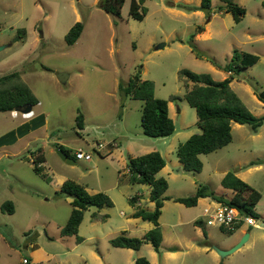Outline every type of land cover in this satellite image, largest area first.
Instances as JSON below:
<instances>
[{
	"label": "rangeland",
	"instance_id": "1",
	"mask_svg": "<svg viewBox=\"0 0 264 264\" xmlns=\"http://www.w3.org/2000/svg\"><path fill=\"white\" fill-rule=\"evenodd\" d=\"M129 1L123 0L115 14L100 8L98 0H0V74L16 70L37 99L27 112L0 111V202L15 204L12 214L0 210V264H20L29 243L45 255L34 264H132L136 253L150 264H264V229L246 225L250 239L220 255L205 242L226 249L235 230L229 233L193 220L196 215L204 220L202 207L216 202L210 196L193 205L172 199L191 194L199 183L228 197L232 191L220 185V177L238 169L240 176L235 174L260 194L255 209L264 212V119L256 131L247 123L231 122L229 142L198 154L199 171L182 169L174 153L179 141L199 131L194 108L183 97L179 68L207 72L213 79L230 76L229 86L246 108L264 114V101L256 97L264 87V6L260 0H232L244 8L234 21L229 11L217 9L224 0H210L209 10L176 5L200 0H143L145 12L137 19L128 13ZM76 20L82 23L81 32L67 45L64 33ZM20 28L24 33L17 37ZM158 43L162 45L156 47ZM233 48L254 53L257 60L227 71L224 64ZM136 70L140 78L152 81L154 96L169 102L171 134H144L139 125L141 100L118 90ZM59 72L66 74L63 82ZM171 94L176 98L170 99ZM77 111L82 113V128L74 125ZM108 139L113 143L109 152ZM56 142L68 149L73 163L59 158ZM97 142L105 146L99 152ZM76 147L89 151L90 159L74 158ZM149 150L163 157L164 166L156 175L167 182L157 219L158 251L149 242L137 249L113 246L108 238L122 230L140 236L152 226L128 215L132 194L138 195L140 208L152 209L153 203L147 198L148 185L129 182L125 166L127 156ZM37 151L41 172L49 180L32 168ZM250 160L256 162L247 164ZM244 164L256 167L246 173ZM61 176L107 188L112 200L110 206H87L76 234L60 233L70 210V196L55 194ZM92 212L106 215L93 218ZM9 244L18 251H11Z\"/></svg>",
	"mask_w": 264,
	"mask_h": 264
},
{
	"label": "trees",
	"instance_id": "2",
	"mask_svg": "<svg viewBox=\"0 0 264 264\" xmlns=\"http://www.w3.org/2000/svg\"><path fill=\"white\" fill-rule=\"evenodd\" d=\"M142 1H129L128 13L132 17L140 19L144 14L145 8L140 6ZM224 2L223 5L218 4L217 9L229 11L233 20L238 21L244 13V8L232 0H224ZM122 3L123 0H98L97 4L103 10L117 14ZM260 4L264 6V0H260ZM176 5L186 10L198 8L209 10L210 0H200L198 4L178 2ZM81 29V21H74L64 33L65 43L67 45L72 44L79 36ZM18 31L17 37H20L21 33H24V30L20 28ZM189 43L194 49L195 45L192 41H189ZM195 52L198 54L197 51ZM256 60V54L233 48L229 60L224 64V68L227 71L238 70L254 63ZM178 75L183 78L185 88L183 97L188 105L194 108L195 124L199 128V131L193 132L184 140L179 141L175 146L174 153L182 169L196 172L200 170L202 165L198 156L199 153L212 151L229 142L231 138V121L247 123L252 131H256L263 122L264 114L255 115L246 108L237 94L230 88V76L213 79L207 72H195L185 67L178 69ZM187 81H190L192 84L188 86ZM118 90L123 95L141 100L139 125L144 134L149 136H164L173 132L174 124L167 113V99L153 95L152 81L148 78H140L139 70L134 71L128 77L126 84L122 85L119 83ZM176 96L175 94H171L169 98L175 99ZM256 97L264 101V87L256 91ZM36 101V97L27 84L20 78L16 70L0 74V111L20 107L25 103L33 105ZM74 118V125L77 128H82V113L77 111ZM55 146L68 155L66 147L58 143H55ZM41 160V154L34 155L33 159H31L33 163L32 168L42 177L49 180V177L41 172V164H37ZM254 162L256 161L250 160L247 164ZM163 165V157L157 150H149L144 153L127 156L125 166L128 181L131 183L147 184V198L153 201L152 209L135 206L131 212V216H138L141 219L148 220L152 223V226L140 236L126 235L122 230L120 233L108 238V242L111 245L137 249L142 242H149L152 248L158 251L161 231L157 219L162 200L167 198V196L163 195L167 182L163 176L156 175V172ZM219 183L221 186L231 189L230 196L225 197L222 194L214 193L206 184L199 183L191 194L174 196L172 199L185 205H193L196 203L198 197L210 196L216 201L234 206L243 215L258 217L255 204L260 194L254 187L238 177L234 171L230 170H227L220 177ZM59 193L70 196V210L65 223L60 228L62 235L76 234L78 224L82 219V212L87 206L94 205L101 207L103 205H112L111 198L104 191L88 192L83 185L68 178L63 179L58 190L55 191V194ZM128 199L132 205H135V196L131 195ZM0 210L12 212V202L8 199L3 200L0 203ZM105 215V213H91L92 217L98 219H103ZM194 222L200 223L199 220H194ZM239 225L240 222H236L233 228H225L222 225H219V228L230 233ZM80 239V236L76 235V241H80ZM22 264L30 263L25 258ZM132 264H150V262L145 256L139 255L133 258Z\"/></svg>",
	"mask_w": 264,
	"mask_h": 264
},
{
	"label": "crops",
	"instance_id": "3",
	"mask_svg": "<svg viewBox=\"0 0 264 264\" xmlns=\"http://www.w3.org/2000/svg\"><path fill=\"white\" fill-rule=\"evenodd\" d=\"M66 78V77H65ZM169 102L167 101V113H168V104ZM32 106V105H31ZM11 111H16L14 108L11 110ZM169 115V114H168ZM170 116V115H169ZM119 119L120 120H122V113L120 114V117H119ZM231 122H234V121H231ZM109 140V139H108ZM108 140H106V146H107V148L105 149L107 152H109L110 150V148H111V145L113 144L112 142H110V140L108 141ZM56 143H58V142H56ZM58 144H61L62 146H64L62 143H58ZM177 145V144H176ZM65 147V146H64ZM105 146L103 145V147L102 148H104ZM109 147V148H108ZM93 148V147H92ZM175 148V147H174ZM101 149V148H100ZM100 149H97V151L99 152V150ZM35 155H40V153H39V151H37V153L35 154ZM178 163H179V165H180V162L178 161ZM40 164H41V162H40ZM42 165V164H41ZM246 164H244L243 166L245 167V172L247 173L248 171H249V169L250 168H252V167H256V166H250V165H248V166H250V167H248L247 165L245 166ZM164 166V165H163ZM163 166L156 172V174H158L159 173V171L163 168ZM258 166V165H257ZM234 173H236L238 176H240L239 175V171H238V169L237 170H235L234 171ZM242 177V179H244V176H241ZM62 180H63V176H61L58 180H57V185H60V183L62 182ZM245 180V179H244ZM87 190H88V192H95V191H97V190H104V192L106 191L107 192V188H99V187H87L86 185L84 186ZM164 192V191H163ZM148 194V193H147ZM133 196H135L136 197V201H135V205H132L131 206V208L129 209V211H128V215H130L131 216V212L134 210V208H135V206H137V205H139V199H138V195L137 194H132ZM131 196V195H130ZM129 198V197H128ZM205 197L204 196H202V197H198L197 198V200H196V202H198V201H200V200H202V199H204ZM211 198V197H210ZM211 200H213V201H215L216 203H217V201L215 200V199H212L211 198ZM151 201V200H150ZM1 203V202H0ZM152 203H153V201H152ZM216 203L215 204H211V202H209V203H206L203 207H202V215H203V208L204 207H211V206H214V205H216ZM12 206H13V210H12V212H7V213H9V214H12V213H14V211H15V204H13L12 203ZM148 209H150V208H148ZM257 211V213H258V220L260 219V218H264V212H261V211H259V210H256ZM132 217H134V216H132ZM136 217H138V216H136ZM93 218H96V217H93ZM138 218H140V217H138ZM125 219H129V217H126ZM142 220H145V219H142ZM193 220H199V224H202L203 222H202V218L200 217V215H196L195 217H194V219ZM261 220V219H260ZM173 224V223H172ZM243 225V226H242ZM150 228V227H149ZM256 228H259V227H256ZM125 230V229H124ZM147 230V229H146ZM235 231L230 235V241H229V243H228V246H231L232 244H234L241 236H242V234L244 233V232H247V237L246 238H248V239H250V237H251V234H250V231L249 230H247V226L246 225H244V224H241V225H239L237 228H235L234 229ZM1 237L4 239V236L3 235H1ZM245 238V239H246ZM205 244H206V242H205ZM10 246H9V248H10V250L11 251H18V249L16 248V247H13L11 244H9ZM29 245H30V248H29V250H28V252L24 255L28 260H29V262L30 263H35L36 262V260H38V259H40L42 256H45V255H42L41 254V252H42V250L39 248V247H36V245H32L31 243H29ZM41 251V252H40ZM39 252V253H38ZM136 255L138 256L139 255V253H136ZM136 255H135V257H136ZM133 258L134 257H132V261H133ZM21 261H20V264H22V259H20Z\"/></svg>",
	"mask_w": 264,
	"mask_h": 264
},
{
	"label": "built area",
	"instance_id": "4",
	"mask_svg": "<svg viewBox=\"0 0 264 264\" xmlns=\"http://www.w3.org/2000/svg\"><path fill=\"white\" fill-rule=\"evenodd\" d=\"M103 143L97 142L95 148L100 149L103 147ZM74 158L88 160L91 157V153L87 150H83L80 147L74 149ZM40 164V163H37ZM204 220L202 222L205 224H215L222 225L225 228H233L234 223L240 222L244 225H251L254 227H259L264 229V221L258 220L252 215H243L238 212V210L232 206L225 203L217 202L216 205L211 207L203 208ZM25 259L22 260V262ZM30 263V262H29ZM32 264V263H30Z\"/></svg>",
	"mask_w": 264,
	"mask_h": 264
},
{
	"label": "water",
	"instance_id": "5",
	"mask_svg": "<svg viewBox=\"0 0 264 264\" xmlns=\"http://www.w3.org/2000/svg\"><path fill=\"white\" fill-rule=\"evenodd\" d=\"M161 45H162V43H158L156 45V47L161 46ZM0 47H2V46H0ZM65 77H66V74L63 73V72H59L57 74V78L61 82H63L65 80ZM30 108H31V104L25 103V104H23L20 107H15L14 109L15 110H19L21 112H27V111L30 110ZM54 150H55L56 154L59 156V158L62 159L63 161H65L67 163H73L74 162L73 159H71L63 150H61L57 146L54 148ZM246 237H247V232H244L242 234V236L234 244H232L231 246H229L226 249H220V248H218L217 246H215L214 244H212L209 241H207L206 244L210 245L218 254L224 255V254H226L228 252H231L235 248H237L245 240Z\"/></svg>",
	"mask_w": 264,
	"mask_h": 264
}]
</instances>
